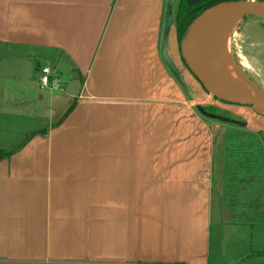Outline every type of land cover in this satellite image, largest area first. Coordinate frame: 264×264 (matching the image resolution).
I'll return each mask as SVG.
<instances>
[{"label": "crops", "instance_id": "obj_1", "mask_svg": "<svg viewBox=\"0 0 264 264\" xmlns=\"http://www.w3.org/2000/svg\"><path fill=\"white\" fill-rule=\"evenodd\" d=\"M166 13L167 0H0V264H220L212 222L241 234L228 263L264 264V132L245 128L258 168L251 156L238 187L216 185L213 134L179 109L163 62ZM178 49L172 25L173 64ZM43 67L58 85L34 99ZM16 118L31 123L21 136Z\"/></svg>", "mask_w": 264, "mask_h": 264}, {"label": "rangeland", "instance_id": "obj_2", "mask_svg": "<svg viewBox=\"0 0 264 264\" xmlns=\"http://www.w3.org/2000/svg\"><path fill=\"white\" fill-rule=\"evenodd\" d=\"M177 0H167V6L175 11ZM167 14V13H166ZM166 17V15H165ZM164 37V36H163ZM230 54L235 62V64L241 69L243 74L258 87L254 88V94H264V20L256 17H246L238 24H234L231 34H230ZM168 47V41H167ZM179 61L174 65L178 69L182 81L188 89V93L183 89V87L178 83V81L172 76L171 79L174 83L173 94L175 101L180 100L179 109L189 112L191 116L196 118L198 124H203L208 131L213 134L214 142L216 144L214 148V171H213V180L218 184L222 176H225L228 179L227 183L235 184V188L238 187V182L244 180V175H246V170L249 171L248 167L245 164L239 162L240 159H244V155L235 153V150H238L239 145H243V149L249 151L253 155L252 161L257 159V144L262 145L261 137L256 133H251L249 130L257 131L262 130L264 132V115L257 113L251 107H242L237 105H232L228 103L220 102L219 100L213 98L211 95L205 92L202 85L191 75L189 70L185 67L184 63L181 60L180 46H179ZM164 62V61H163ZM165 63V62H164ZM166 64V63H165ZM171 74V73H170ZM35 80L37 79V74H33ZM40 89V88H39ZM44 89V90H43ZM46 89L42 88L39 94H34V99H38L42 93L46 92ZM253 94V95H254ZM177 99V100H176ZM34 103H37L36 101ZM44 105L41 104L42 108L40 113H42ZM198 107L205 108L209 110L214 116L221 117L223 119L232 121L222 122L216 119H209L206 115H203L198 111ZM32 110H36V107ZM23 110L22 112H24ZM208 113V112H207ZM206 113V114H207ZM210 115V114H209ZM10 127L13 131H16L18 136H21V129L24 131L27 128H31V123L29 119H10ZM22 126L18 128L16 124ZM241 126H240V125ZM244 124V126H242ZM244 130V134H240ZM24 140V139H23ZM16 144V143H14ZM254 144V145H253ZM253 145V146H252ZM237 154V156H235ZM2 155V151L0 152ZM256 157V158H255ZM261 158L258 160L260 163ZM262 163V162H261ZM257 161L254 163L253 170L255 171ZM261 166V165H260ZM261 170H264L261 166ZM255 174V173H254ZM241 177V179H240ZM238 181V182H236ZM213 206L215 205L214 199ZM223 237H220L218 226L212 222L211 225V236H210V255L213 257H218V253H223L221 260H218L220 264H230L228 263V257L232 255L236 249L235 239H239L241 234L239 232H233V238L231 240V234L229 230L222 231ZM257 232L253 235V240L256 239ZM220 238V244L218 240ZM251 240L248 241V245ZM256 250V247H254ZM256 254V253H254Z\"/></svg>", "mask_w": 264, "mask_h": 264}, {"label": "water", "instance_id": "obj_3", "mask_svg": "<svg viewBox=\"0 0 264 264\" xmlns=\"http://www.w3.org/2000/svg\"><path fill=\"white\" fill-rule=\"evenodd\" d=\"M249 16L264 20V3L257 2L256 0L223 2L207 9L189 26L183 40L180 43V53L185 67L202 85L206 93L220 102L242 107H251L254 110H260L264 115V96L236 95L223 91L211 82L208 73V50H214L220 36L226 31L230 24L234 22L239 23ZM172 20L173 17L171 8L168 6L161 53L168 69L174 74L186 93H188V89L182 81L181 75L167 55V41L170 28L173 23ZM196 40L197 44L195 45ZM79 88V75L77 73H73L71 75V81L67 86L66 94L70 97H76ZM198 111H200L203 115H206L209 119H216L222 122H232L221 117L206 114L200 107H198ZM242 126H244V124H242Z\"/></svg>", "mask_w": 264, "mask_h": 264}, {"label": "bare ground", "instance_id": "obj_4", "mask_svg": "<svg viewBox=\"0 0 264 264\" xmlns=\"http://www.w3.org/2000/svg\"><path fill=\"white\" fill-rule=\"evenodd\" d=\"M235 23L238 24V22H234L227 27L216 43L214 50L209 49L207 52L209 78L213 84L228 93L263 97L264 94H254V88L258 89V87L243 74L231 57L229 50L230 34ZM255 111L262 114L260 110Z\"/></svg>", "mask_w": 264, "mask_h": 264}, {"label": "trees", "instance_id": "obj_5", "mask_svg": "<svg viewBox=\"0 0 264 264\" xmlns=\"http://www.w3.org/2000/svg\"><path fill=\"white\" fill-rule=\"evenodd\" d=\"M233 1H246V0H177L175 11L173 12V10L171 9V12H172V17H173L172 25L174 26L175 34H176L179 46H180V43L183 40V38H184L188 28H189V26L192 24V22L200 14H202L204 11H206L207 9H209V8H211L217 4H220L223 2H233ZM256 1L264 3V0H256ZM170 73L176 79V77L174 76V74L171 71H170ZM201 110L205 113L208 112L207 114L212 115L211 113H209V110H207L205 108H201ZM69 111H70V109H69ZM44 133H45V131H41L38 134L42 135ZM33 135H35V133L32 134L31 136H33ZM238 147H239V148H237L238 150H235L234 152L238 153L239 154L238 156L244 155L243 156L244 159H242L243 160L242 164H246L247 161L251 159V156H253L252 155L253 153L252 152L247 153V155H246L245 149H243V148L241 149L240 145ZM256 155H257V158H261V154H256ZM1 157H2V155H0V158Z\"/></svg>", "mask_w": 264, "mask_h": 264}, {"label": "built area", "instance_id": "obj_6", "mask_svg": "<svg viewBox=\"0 0 264 264\" xmlns=\"http://www.w3.org/2000/svg\"><path fill=\"white\" fill-rule=\"evenodd\" d=\"M39 82L42 88H51L58 85V78L55 71L48 67L41 68Z\"/></svg>", "mask_w": 264, "mask_h": 264}]
</instances>
